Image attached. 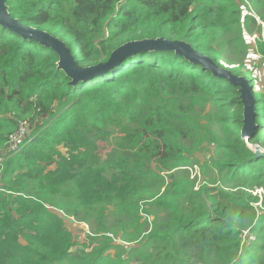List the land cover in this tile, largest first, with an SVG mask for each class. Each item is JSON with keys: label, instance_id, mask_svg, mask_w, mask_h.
I'll use <instances>...</instances> for the list:
<instances>
[{"label": "trees", "instance_id": "16d2710c", "mask_svg": "<svg viewBox=\"0 0 264 264\" xmlns=\"http://www.w3.org/2000/svg\"><path fill=\"white\" fill-rule=\"evenodd\" d=\"M7 5L23 25L64 41L84 68L107 64L127 43L164 38L212 53L225 69L224 36L234 33L244 51L247 29L264 24V0ZM58 61L0 26V264H264V214L249 192L264 189V158L243 140L240 88L174 51H142L77 86ZM243 68L231 72L255 89ZM254 95L252 143L264 150V94ZM60 145L67 157L56 163ZM194 167L206 179L198 190ZM67 219L86 224L95 245L79 250ZM246 233L255 240L246 243Z\"/></svg>", "mask_w": 264, "mask_h": 264}, {"label": "water", "instance_id": "95a60500", "mask_svg": "<svg viewBox=\"0 0 264 264\" xmlns=\"http://www.w3.org/2000/svg\"><path fill=\"white\" fill-rule=\"evenodd\" d=\"M0 26L24 40H32L43 47L52 49L59 57L58 70L63 72L72 80V85L77 86L87 82L109 70L120 66L125 58H134L142 51H174L183 56L187 61L201 65L215 76L227 79L232 85L239 89L242 103L244 105V128L242 137L248 150L258 158H264V150L252 143L256 130V103L254 88L244 76L237 77L231 71L218 67L206 55L194 50L192 46L184 41H170L164 38L147 39L141 42H130L113 52L107 64L94 67L78 66L71 50L67 44L46 31L25 26L10 14L7 0H0Z\"/></svg>", "mask_w": 264, "mask_h": 264}, {"label": "rangeland", "instance_id": "374dc122", "mask_svg": "<svg viewBox=\"0 0 264 264\" xmlns=\"http://www.w3.org/2000/svg\"><path fill=\"white\" fill-rule=\"evenodd\" d=\"M247 32L249 34L247 35L248 48L244 51L241 43L231 41L233 39V35H235L234 33H230V35L224 36V39H228L226 50H224V56H223V59L225 61L224 68L226 70L231 71L239 67L241 64H244L243 72L249 73L256 80L254 94L257 93L264 94V57L257 54V42L264 41V24H261L258 27L248 28ZM211 55L212 53H209V56H207L210 60H211L210 57ZM97 148H98L97 154L100 156L102 160L105 159V156L109 150L107 144L101 142L97 145ZM20 149L21 147H19V149L15 151L14 154L18 153ZM58 150H59V156L55 158L56 163L67 157L66 155L67 149L63 145L58 146ZM38 153L43 156L45 154V151L43 148H40ZM205 156L210 158L208 153H204L200 155L201 160L204 161ZM56 163L49 166L48 167L49 170H54L56 168ZM41 164L43 167L46 165V163H41ZM189 172H190V179L191 180L195 179L197 181L195 190H198L199 186L203 184L204 181H206V179L204 178L200 168L194 167L192 169H189ZM249 192L253 194V197L256 200L255 201L256 203L254 204V208L256 210L257 215L262 216L264 214V189L262 187H255ZM66 225L75 236H78V242L80 243L78 245L79 250L84 249L83 244L85 243H81V242H86V244H90L92 246L95 245L94 242L87 240V234L84 231L85 230L89 231V227L86 224H80V223L71 224L69 223V219H67ZM254 240L255 238L252 237L249 233L245 234L244 241L246 243L253 242ZM21 242L22 244H24L23 241Z\"/></svg>", "mask_w": 264, "mask_h": 264}, {"label": "built area", "instance_id": "2783aa9c", "mask_svg": "<svg viewBox=\"0 0 264 264\" xmlns=\"http://www.w3.org/2000/svg\"><path fill=\"white\" fill-rule=\"evenodd\" d=\"M26 123H21L19 131L10 137V151L15 152L19 149V144L26 136ZM84 224V223H80Z\"/></svg>", "mask_w": 264, "mask_h": 264}]
</instances>
